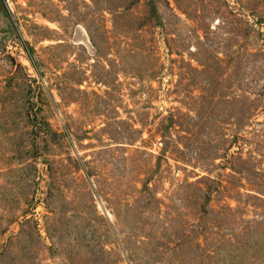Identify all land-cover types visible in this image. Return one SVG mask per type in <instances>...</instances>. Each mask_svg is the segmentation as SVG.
I'll list each match as a JSON object with an SVG mask.
<instances>
[{
  "label": "rangeland",
  "instance_id": "374dc122",
  "mask_svg": "<svg viewBox=\"0 0 264 264\" xmlns=\"http://www.w3.org/2000/svg\"><path fill=\"white\" fill-rule=\"evenodd\" d=\"M0 264H264V0H0Z\"/></svg>",
  "mask_w": 264,
  "mask_h": 264
}]
</instances>
